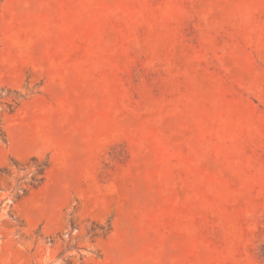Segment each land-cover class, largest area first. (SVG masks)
<instances>
[{
	"label": "rangeland",
	"instance_id": "374dc122",
	"mask_svg": "<svg viewBox=\"0 0 264 264\" xmlns=\"http://www.w3.org/2000/svg\"><path fill=\"white\" fill-rule=\"evenodd\" d=\"M0 264H264V0H0Z\"/></svg>",
	"mask_w": 264,
	"mask_h": 264
},
{
	"label": "trees",
	"instance_id": "16d2710c",
	"mask_svg": "<svg viewBox=\"0 0 264 264\" xmlns=\"http://www.w3.org/2000/svg\"><path fill=\"white\" fill-rule=\"evenodd\" d=\"M28 163L35 164V169L30 172L29 178L23 182L26 187H22L21 185L17 187L18 198L26 195L28 191L40 186L44 181L45 174L48 169V163L40 161L35 156L31 157L29 162L25 163V165H28ZM14 165L17 167L19 163L14 161ZM3 172L9 174V172H7L6 170H3Z\"/></svg>",
	"mask_w": 264,
	"mask_h": 264
}]
</instances>
